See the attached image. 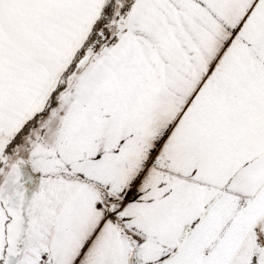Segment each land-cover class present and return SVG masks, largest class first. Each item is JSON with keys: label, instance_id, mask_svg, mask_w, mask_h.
Returning a JSON list of instances; mask_svg holds the SVG:
<instances>
[{"label": "snow or ice", "instance_id": "6c2138e0", "mask_svg": "<svg viewBox=\"0 0 264 264\" xmlns=\"http://www.w3.org/2000/svg\"><path fill=\"white\" fill-rule=\"evenodd\" d=\"M0 264H264V0H0Z\"/></svg>", "mask_w": 264, "mask_h": 264}]
</instances>
